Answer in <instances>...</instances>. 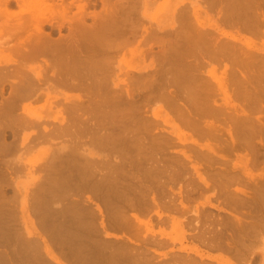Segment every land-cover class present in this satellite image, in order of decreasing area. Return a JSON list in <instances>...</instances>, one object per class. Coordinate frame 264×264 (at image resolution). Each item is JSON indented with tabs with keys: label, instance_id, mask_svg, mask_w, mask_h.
I'll list each match as a JSON object with an SVG mask.
<instances>
[{
	"label": "bare ground",
	"instance_id": "1",
	"mask_svg": "<svg viewBox=\"0 0 264 264\" xmlns=\"http://www.w3.org/2000/svg\"><path fill=\"white\" fill-rule=\"evenodd\" d=\"M23 1L0 0V17L9 8L21 6ZM29 1L38 7L35 17L27 9ZM56 1H24L23 14L16 16L22 21L9 24L4 19L13 29L9 30V38L0 41V264H64L63 260L68 264H171L155 253L168 240L163 231L154 230L153 222L168 221L165 215L168 211L184 210L180 207L184 206L183 200L190 199V193L202 185L190 184L191 177L184 176L189 169H186L187 152L168 149L182 145L200 150L193 136L200 138L214 128V121L208 117L219 122L220 117L230 116L226 112L231 100L229 86H234L241 95L243 82L249 83L248 93L252 89L254 98L259 93L264 98V83H261L264 82L261 81L264 80V45L255 47L239 35L219 32L218 23L263 37L264 0L182 1L173 8L174 17L171 16L169 30L163 31L164 36H153L144 25L142 32H138L139 24H143L138 19L146 17L143 12L139 14V6L143 7L146 0H141V4L140 0H100L98 12L86 11L92 5L90 0L89 5L83 0L78 4L79 0L71 16L69 6L63 0L57 1L58 4ZM209 11L218 15L216 20H212ZM65 21L68 22L66 35L55 38L54 30H46L50 25L56 28V24L61 29ZM163 27L157 26L161 30ZM152 38L161 43L156 52L143 46ZM260 49L263 53L257 60ZM243 54L245 57L241 59ZM127 55L139 60L154 57L157 64L150 71L124 74L121 63ZM31 62L37 64L31 65ZM256 62L261 65L257 66ZM212 63L219 67L222 63L219 75L215 66H207ZM236 66L246 74L248 71L246 77L241 75L245 79L240 80L242 71L237 72ZM251 70L257 75L250 74ZM236 92L235 96L239 97ZM153 103L159 106L150 109ZM54 106L57 109L53 113H41ZM235 111L238 112L236 106ZM234 114L229 119L234 122L235 136L241 134L237 140L243 142L261 121L257 120L259 123L256 121L254 128L253 116ZM251 136L245 143L254 141L253 138L250 141ZM38 144L46 145L41 151L44 163L39 169L44 173L38 177L31 195L22 194V212L27 218L34 215L38 226L45 234L49 233L61 257L51 255L44 246L54 261L45 257L36 236L22 235L23 229L20 231L16 224L19 221L15 219V193L10 198L3 188V183L14 182L13 175L20 165L17 159H23L25 154L20 149L29 150ZM205 149L213 152L209 145ZM191 167L199 182L207 186L197 168ZM188 174L193 175L191 171ZM218 175L219 178L222 175L220 170ZM232 178H226V182L222 178L218 183L215 181L219 187H225L216 189L222 190L219 195L226 198L225 204L242 217H233L235 221L228 224L230 215L223 216L224 219L213 216L216 221L204 211L203 215L190 217L193 222L191 219L184 222L187 227L194 225L192 228L196 230L193 229L191 237L206 247L208 244L212 249L214 240L220 242L219 239L226 237L220 246L218 241L214 242L215 247L232 251L242 259L246 258L243 253L255 247L259 264H264V186L256 187L260 194L257 192L255 196L254 192L255 197L250 201L249 197L228 189ZM182 179L189 184H181ZM175 186L177 191H173ZM63 199L67 201L51 207L54 201ZM89 200L96 201L95 209ZM246 206L251 207L243 211L241 207ZM108 229L134 233L136 241L120 239ZM196 261L194 256L177 254L172 263L198 264Z\"/></svg>",
	"mask_w": 264,
	"mask_h": 264
},
{
	"label": "rangeland",
	"instance_id": "2",
	"mask_svg": "<svg viewBox=\"0 0 264 264\" xmlns=\"http://www.w3.org/2000/svg\"><path fill=\"white\" fill-rule=\"evenodd\" d=\"M24 1H28V0H24ZM24 1L21 4V6L15 5L12 8H9V10H7V12L8 11L9 12L8 13L5 12V16L2 15V17H0V18H2V19H0V41L7 39V36L9 38V35L11 34L10 31H11V29H13V26L11 27L10 25H8L7 23L4 22V19L9 20V22H11L9 24H12V23L15 24V21H18V20L22 21V18L21 19H16V18L19 16L18 14L23 12L22 8L24 7L23 6V4L25 3ZM57 1H60V0H57ZM57 1L55 2L56 4L60 3V2L57 3ZM63 1H64V4H67L69 6V12H68L69 16H71L73 13L76 12L77 3L79 2V0H68V1L63 0ZM81 1L82 0H80V2L78 4L82 3L83 1H84L83 3H85V1L88 2L89 0H83L82 2ZM92 1L93 0L89 1L90 4H92V5H89V2L87 3V5H89L90 7H93V4H95V2H97L98 4L97 3L96 4L98 6L95 5L96 7H93V9L88 6L89 9H87L86 11L87 12L92 11V10H94L96 12L100 11L101 10V7H100L101 5L99 2L100 0H94V3H92ZM182 1L187 2L188 0H146L147 3H145V5H143V7L139 6L140 7L139 8V14H141L143 12V14H146V17L138 19V20L143 22V24L142 23L139 24L138 32L139 33L142 32V30H143L142 26L144 25L148 29V32H150L153 36H156V35L164 36L163 31L169 30L168 24L171 21V16L174 17V15L172 14L173 8H175L176 6H180V3ZM27 4L29 7L26 4H25V7L27 6V9L30 10V14L31 15L34 14V17H35V15L37 14L36 12H37L38 7L36 8L35 7L36 5L34 6L30 1L27 2ZM75 4H76V6H75ZM139 4H141V0H140ZM174 4H175V6H174ZM199 4H200V2H199ZM18 7L21 8L22 11H20V9ZM0 9H2V8H0ZM208 14L211 16V18L213 17L212 18L213 21L216 20L218 17V15L214 11L212 13H210V11H209ZM24 16H25V14H24ZM32 17H33V15H32ZM54 21L56 22V19ZM2 22L4 23L3 25H2ZM86 22H88V23L91 22L90 17L87 18ZM218 23L220 25V28L223 29V30L219 29V32L222 31V32H226L229 34H233L235 36L239 35L238 36L239 38L240 37L243 39L245 38L246 41L251 42L252 45H254L255 47L256 46L259 47L261 45H264V40H263L264 36L262 37L261 35H253L251 33L249 34L246 30H244L242 28H241V30H242L241 31L240 27L237 28L235 26V29L234 28L232 29L230 26L227 27L224 24H221L220 22H218ZM67 24H68V22L65 21L66 26L63 25V27H62L63 29L62 28L58 29L57 24H56V28L53 26L50 27L51 26L50 25L47 27L46 30L50 31V32L54 30V33L52 32L53 36L55 38H57L61 35L63 36V35H66L68 33ZM4 25H8L9 28L7 26H4ZM159 25L164 26L162 28L163 30L157 28V26H159ZM232 27H234V26H232ZM48 29H50V30H48ZM238 30H240V32H238ZM143 34L145 36H147V34H145V33H143ZM219 36H221V35H219ZM235 43H237V42H235ZM143 46L145 48H151L152 52H156L160 49L161 43L159 42V40L152 38V39L148 40ZM260 50H258V51H260ZM254 51H257V50H254ZM258 51H257V56H256L257 60L260 59V58H258V56H260V55L262 56V53H263L262 50H261V52H258ZM263 55H264V53H263ZM243 57H245L244 54L240 58L242 59ZM205 60L207 61V59H205ZM222 63H224V64L226 63L229 65V62H226V61H223ZM222 63L220 64V67L218 66L217 63H212L211 66L210 65H207V66L208 67L215 66L217 69L216 74L219 75L220 74L219 72H221V70H223ZM30 64L36 65L37 62H31ZM121 64H122V71H124V74L126 71L128 73L132 74V73L139 72V71L142 72V71H146V70H149V71L152 70L157 64V59H155L154 57H148V58H145L144 60H139L138 58H135V57L132 58L130 55H127V56L123 57ZM259 64L261 65L260 62H256L257 66H259ZM235 68L237 69V72L242 71V69L240 67L236 66ZM238 68H240V69H238ZM253 69H255V68L253 67ZM244 71L245 70H243L242 74H239V75L240 76L244 75L246 77L247 74H249V73H248V71H246L247 72V74H246ZM251 71H250V74L254 73L257 75V72H255V70L252 72ZM259 73H260V69H259ZM240 76H238L239 78H241L240 80L245 79L244 76H241V77ZM125 77H126L125 75L121 76L122 79H124ZM251 78H252V76H251ZM246 80H247V82H249L248 78ZM261 81H264V80H261ZM243 83L245 84L244 85L245 87L247 86L246 89H244L245 88L244 86L242 87V89L245 90V92L243 90H242L243 93L241 92V95L244 94L243 98H241L242 96L240 95V92H236V90L233 88L234 86H229V87H231V89L228 90V92L230 91L229 95L231 94L229 96V98L231 97L229 105L230 106L232 105V106L230 107L229 105H227L228 111H226V112L228 114H230L229 117H232L231 115L234 113L235 114L237 113L236 116L238 114L244 115V116L245 115L247 116V114H248L250 117L253 116V118H251V119H253V123L251 122L252 121L251 119L249 120L252 123V127L255 125L257 120L261 121V123H259V121H257V123H256V124L259 123V125H256V129H255L257 132L254 130L255 126L253 129L251 127V129L254 130V132L252 130H250L252 132L248 131L249 135L250 136L252 135L250 138V141H252V140H254V141H252L250 144L245 143L246 138L250 137V136H248L245 138V141L242 142L241 141L242 139H240V140L238 139L239 140V142H238L237 138L238 137L241 138L240 137L241 134H237L238 137L235 136L236 131H234V127H233L234 122L232 124L231 123L232 120H230L232 118L229 119V117H228V118L224 119L223 117H220L219 118L220 120H218L219 122H217V120H214L212 117L211 118L208 117L209 121H212V123L214 121V128H212L211 131H208L207 133H205L200 138H196L195 136H193V137L196 139V143H198V145H200L202 148H203V146H205V148H206V146L209 145L213 149L212 153L208 152L205 148H203L201 150V147L199 148L200 150L197 152L195 150H197L198 148L197 149L196 148L189 149L185 146H182L181 144H179L181 146H177L178 148L176 146H173V147H170L168 149L169 151L171 149H172V151H176V149L178 151L183 149L189 155V158L186 159V162H187L186 169L187 168H189V169H187V175H184V176H186V179H189L191 177L190 178L191 181L189 179L190 184H192V182H193L194 184L198 183V186H200V185L204 186L203 183L199 182L195 171L192 169L191 166H193V165L197 168V171L201 174V176L207 182V186L205 185L204 188H202V186H201V187H198L197 191L194 190L193 192L195 194L190 193V197H189L190 199H184L183 200L182 204L184 206L180 205V207H182L183 209L185 208L184 210H180V211L178 210V212H175V210H174V211H168L165 213V215L169 219L168 220L169 222L168 221L162 222V223H165L164 225L162 223H159L161 226H159V224H157V223L154 224V222H153L154 230L157 232L163 231L165 236H166L165 238L168 240V241H166L167 245H165L163 249L162 248H156L155 253L157 255L159 254L160 256L162 255L161 257L166 258L167 261L171 262V264L175 263V262L174 263H172V262L174 261L175 256L177 254H181L183 256L190 255V257L194 256L197 259V261H199L198 264L199 263L202 264L203 263L202 261L208 262L209 264H259V257H258V249L257 248L252 247L251 251H249L248 253H243V255L246 256V258L242 259L241 258L242 256H240V258H239L238 256H235L232 251H225V249L222 246L221 247L224 250L216 248L218 245L220 246L222 242L224 244V241H225L224 238H226V237H224L223 239H219L220 237L218 236L217 239H219L221 241L224 240V241L219 242L218 240H214L213 241L214 248L210 249V248H208L209 247L208 244H207L208 247H206V244H204L205 246L203 244H201L200 243L201 241L199 239L197 240L194 238L195 239L194 240L193 239L194 236L191 237L194 234L196 229L192 228V226L194 227V225H192V224H188L191 227L190 226L187 227V224H186L187 222H184L186 220H190L191 218L193 219V217H196L197 214H198V216L201 213L203 215L204 211L206 213H209V216H212V218H213V216L215 218H217L219 216V217H222L224 219L225 216L230 215L231 218L228 217L229 219L226 220V221H228V224L230 222L233 223V221H235L233 219V217H240L241 216L240 212H236V211L232 210L233 209L232 207H231L232 209H230V205L225 204V202H227V200L225 201L226 198L223 199L224 197L222 198V196L219 195L221 193V191L223 189H225L224 186H223L224 188H222V187H219L218 184H215V181H217V180L219 181L220 178H222V180L225 181V180H227L226 178H229V177L232 178V175L234 174L233 175L234 179L232 178L233 181H231L228 184V189L230 191L233 190L240 195H244L245 197H249L250 201H252L253 200L252 198L257 195V192L259 193V191H257V190L259 188L261 189V187L264 186V128H262V127H264L263 126L264 125V98H263V94H261V93H259L261 95V96L259 95L260 97L256 96V97L260 98L261 101L258 98H254L256 94L252 95L255 93V92H252V89H251V92L248 93L250 91L249 90L250 84L247 83V85H246V82H243ZM261 83H264V82H261ZM241 84H242V82H241ZM231 85H233V84H231ZM247 89H248V91H247ZM233 91L238 93L239 97L240 96L241 97L239 98V97L235 96L236 94H234ZM245 94H248L249 97L245 96ZM232 95L234 97H232ZM256 100H259V101H257L258 103L256 102ZM27 102H29V101H27ZM153 106L156 108L159 106V103H153V104H151V106L149 108L153 109L154 108ZM235 106H236L238 112L235 111ZM229 107L232 109H230ZM239 108L240 109L244 108L243 109L244 111L240 110ZM56 109H57V107H55V106L52 107L51 110H49V108L48 109L45 108V110H43L41 113H43L45 115H49V114L53 113L54 110H56ZM168 116L171 118L173 117L171 114H169ZM221 118L223 121L221 120ZM254 118L256 119L255 121H254ZM233 120H235V119H233ZM237 122H238V120H237ZM249 123H248V125H251ZM164 125L166 127L167 124H164ZM258 126H262V127H258ZM260 128H262V129H260ZM183 129H184V131L188 132L185 128H183ZM183 129L181 127V130H183ZM257 129H259L260 131ZM248 132L246 133L247 135H248ZM250 133H252V134H250ZM231 137L233 140H231ZM175 141L174 142L176 144L179 143L178 140H175ZM240 141L242 144L240 143ZM186 143H190V145L193 144V146H196L195 143L190 142V141H187ZM19 145H20V143H19ZM29 148H30L29 150H27L28 148H25L26 149L25 150L23 147L21 148L22 150L20 149V151L24 150L25 154H22L23 159H21V160L17 159V162L20 165H18L17 172L15 174L13 173L14 174L13 177H15V178H13L12 182L13 181L14 182H13V184H10V185H6L5 183H3V188L5 191L4 193L7 196H9L10 198H12V196L15 195L13 197V199L15 198L14 199L15 206L17 207V208L15 207V208L18 211V212H16V209H15V213H17L16 214L17 218H15V219H17L19 221V223H17L16 220L15 221H16V224L19 227V229L20 228L23 229L22 231L20 229V231L22 233L24 232L23 234L22 233L21 234L22 235L25 234L26 236H32V235L36 236L38 238L40 244H41V247H43V248H41L42 249L41 251L45 254V257L48 256L49 260L51 261L53 259L50 258L48 253H46L45 247H47L50 250V252L52 253L51 255H54V256L59 257V258H61V257L58 255L57 249L54 247L53 240H51L49 235H48L49 231L47 232L48 234H45L46 231H43V229H41L38 226V223H36L37 218L34 215L32 216L30 214V218H27L22 212V208H23V202H22L23 195L22 194L27 193L28 196L31 195V193L34 190V189L32 190V188L35 187L39 181L38 177L44 173V171L42 172V170H39V169H40L42 163H44V160H43L44 155L41 151H43L44 148H46V145H43V144L39 145L38 144V146L36 145V147H29ZM200 151H203V152H200ZM188 170H189V172H188ZM219 170L223 175V176L221 175L220 178L218 177V176H220V175H218ZM190 171L193 173V175L188 174V173H190ZM235 174H236V176H235ZM225 175H226V177H225ZM192 177L196 178L195 181L192 180ZM217 178H219V179H217ZM222 180L220 179V181H222ZM36 181H37V183H36ZM218 181H217V183H218ZM186 182L183 181V179H182V181L180 183L181 184L184 183L183 185L185 186V184H189L188 180H186ZM180 183H179V187L182 186V185H180ZM212 185H215V188L214 187L211 188ZM259 185H261V187H259ZM216 187H219L222 190L220 191V189L219 188L216 189ZM256 187H258L257 190H255ZM173 188H175V189H173V191H177V189H178L177 186H175ZM200 188H201V190H200ZM181 189H184V188L181 187ZM31 190H32V192H31ZM224 191H223V195H224ZM260 192L263 193V190ZM85 194L89 195L88 192ZM254 194H255V196H254ZM57 201H54L55 204H51V207L52 206H58V204L61 205L62 202L65 203L64 201H67V200L63 199L62 201H59V202H57ZM90 203H91V207H93V209H95L96 208V205H95L96 201L94 202L92 200V201H90ZM90 203H89V205H90ZM246 207H247V209H245ZM246 207H244V208L241 207V208L243 209V211H247V210H249L248 208H250L251 206H246ZM185 210H186V212H185ZM257 211H259V210H257ZM225 214H227V215H225ZM215 215H217V216H215ZM170 216H172V219L169 218ZM204 217L205 216H202V218H204ZM215 218H213V220ZM33 219H35V220H33ZM179 221L181 224L178 223ZM32 222L34 223V225L31 224ZM191 222H193V220ZM197 223H199V222H197ZM204 223L205 222L203 221V224ZM220 223H221L220 225L222 226V222H220ZM217 225L219 226L218 228L221 229L220 225L219 224H217ZM237 225H239V224H237ZM237 225H235V226H237ZM205 227H207V225H205ZM47 229H45V230H47ZM193 229H195V230H193ZM122 230L123 231H121V230L120 231H116V230L114 231V230L108 229L107 231L110 233L115 232V234H117L118 238H120V239L122 238V239L131 240V241H136V238H137L136 234L131 233L129 231H124V229H122ZM29 231H30V234L28 233ZM35 231H37V232H35ZM31 232H33V233H31ZM103 235L105 236V234H103ZM140 236H142V235H140ZM214 242L218 243V245L216 247L214 245ZM217 243H215V244H217ZM164 253H166L167 255ZM164 255H166V256L164 257ZM205 262H204V264H205ZM53 263H56V262H53ZM63 263L68 264L64 260H63Z\"/></svg>",
	"mask_w": 264,
	"mask_h": 264
}]
</instances>
